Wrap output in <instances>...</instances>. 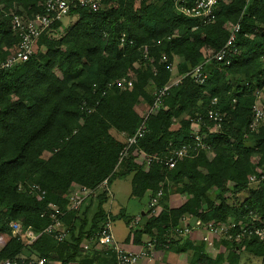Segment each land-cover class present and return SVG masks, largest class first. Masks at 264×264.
<instances>
[{"label":"trees","instance_id":"trees-1","mask_svg":"<svg viewBox=\"0 0 264 264\" xmlns=\"http://www.w3.org/2000/svg\"><path fill=\"white\" fill-rule=\"evenodd\" d=\"M47 1L0 0V63L20 43L10 16L32 21L45 14ZM90 1L71 5L67 17L76 22L55 23L37 39L28 61L0 69V261L116 264L112 252L84 251L82 244L112 222L105 205L111 184L121 177H131L136 199L149 193L152 199L160 191L164 202L170 195L187 197L157 217L147 211L140 231L130 228L133 218H125L134 245L144 238L166 246L184 239L171 235L184 216L220 227L230 221L245 225L256 215L264 224V124L250 130L260 96L264 110V0H220L214 23L207 25L178 12L173 0ZM229 25L239 26L231 46ZM224 48L225 60L213 59ZM199 66L203 84L186 77ZM176 78L180 82L162 98L143 138L116 170L126 144L112 132L134 136L143 121L139 108L153 106L156 93ZM123 79L131 89L116 86ZM197 122L206 149L192 151L173 170L160 161L146 169L142 154L164 160L193 145ZM77 186L96 195L82 213L63 218L67 240L42 234L27 246L12 236L11 223L42 233L52 222L49 205L66 212ZM95 197L97 211L88 220ZM186 242L191 264H264V241L255 238L215 237L214 256L204 242Z\"/></svg>","mask_w":264,"mask_h":264},{"label":"built area","instance_id":"built-area-1","mask_svg":"<svg viewBox=\"0 0 264 264\" xmlns=\"http://www.w3.org/2000/svg\"><path fill=\"white\" fill-rule=\"evenodd\" d=\"M220 0H173L175 9L182 13L184 16L192 19H197L202 25H207L214 23L215 13H217L218 3ZM251 0H247V4ZM79 3L81 6H85L88 3H94L90 0H48L45 6V14L37 16L34 20L30 21L24 17L12 14L11 17V30L20 38V43L16 52L11 55L5 62L0 63V69H8L16 64L26 62L33 55V47L37 39L46 31H48L55 23L63 21L67 18L71 5ZM1 12V8H0ZM232 36L227 44L231 46L235 40V35L239 30V26L231 25ZM227 49L224 48L220 52L213 55V59L225 60L227 55ZM202 66L193 69L190 73L186 75L192 76V78L197 82L203 84L205 82L206 76L203 74ZM185 77V76H184ZM181 79H173L169 85H167L163 90L156 93L154 105L151 106L146 114L143 116V121L136 134L132 137H124V143L126 144L123 151L120 154V159L118 161L116 170L120 167L125 158L128 157L130 149L137 144V141L142 139L146 130V122L149 116L158 110L161 106L162 98L168 93V91L173 86H177ZM113 85H109L112 87ZM115 86V84H114ZM116 86L122 90L131 89L132 83L126 80H120L116 83ZM261 96L258 98V102L254 106V117L253 122L250 126L251 131H255L258 127L264 124V110L260 101ZM217 116V115H216ZM214 116L213 112H209V118L213 119L215 122H220L221 119ZM217 128H220V124H217ZM200 124L193 123V135L192 139L194 141L193 145H184L181 149L174 150L169 158L159 159L155 157H147L142 154L141 161L150 166L151 163L155 161H160L169 169L173 170L177 163L189 157L192 151L206 149L203 138L200 135ZM261 175L264 179V170L261 169ZM257 179L252 177L250 179L251 183H255ZM107 181H105L102 186H106ZM32 189H39L36 186H32ZM96 195L95 191L88 189L83 186H77L73 189L69 204L66 212H60L58 208L52 204L49 205L51 210V224L42 231V233L35 234L32 231H24L22 225L19 223H11L10 229L12 236L19 240L26 242L27 246L32 245L39 236L42 234L51 235L56 241L64 242L68 239L69 233L64 226L63 218L69 212H77L82 209V207ZM163 197V192L160 191L153 197L150 201L148 212L149 216L157 217L161 211L158 210L159 203ZM140 221L135 219L131 224L130 228L133 231H140ZM242 223L236 224L234 221H230L226 226L215 227L213 224L203 225L198 219L191 218L189 216H184L179 225L172 229L171 235L176 238H186L190 236L194 231L202 230L205 232V241L209 247L212 246L209 237H218L221 239H227L229 241L240 242L244 237L255 238L260 242L264 241V224L259 222L256 215L250 216V221L241 225ZM240 226V229L235 235L231 234L232 230H236V227ZM211 235V236H210ZM84 251H104L112 252L116 258V264H139L143 260H148L153 257V255L159 249H166L165 243L158 241L157 238L147 240L143 247L138 252H129L121 247L115 239L111 222L104 225L103 229L97 233L93 238L85 240L82 244ZM0 264H46L43 260L33 259L31 262H26L24 259L22 261L18 259H5L0 261Z\"/></svg>","mask_w":264,"mask_h":264},{"label":"rangeland","instance_id":"rangeland-1","mask_svg":"<svg viewBox=\"0 0 264 264\" xmlns=\"http://www.w3.org/2000/svg\"><path fill=\"white\" fill-rule=\"evenodd\" d=\"M75 22H76L75 18L70 19L69 17H67L63 20V26L69 27V26L73 25ZM228 29L229 30L231 29V25L228 26ZM174 75H176V71H174ZM139 111H140V113L142 112V114L144 116L146 114V112L148 111V109H147V107L142 106L141 108H139ZM112 134L119 141H124L123 136L118 135L115 132H112ZM254 161H255V159H254ZM146 169H148V167H146ZM121 170L122 169H120L119 171H121ZM121 172H123V171H121ZM229 187L232 188L233 185H229ZM100 193H101V190H100L99 194ZM131 194H132V184H131V177L130 176L115 179L109 188V202H108V204L105 205V209L113 217L111 224H112L113 232H114L116 239L129 232V230L127 229V226L125 224V218H129V219L133 218V220H135L134 218H136L137 220H141L142 217L139 216V214H141V211H143L147 205L146 196L143 199H136V198L132 197ZM112 195H113V197H111ZM177 196L178 195H170L169 196L170 202H168L169 200L167 202L166 201L165 202L160 201L158 210L161 211L163 209V207H166V206H168L170 208H173L175 206H179L180 205V201H179L180 197H177ZM241 200H244V197L242 199H240V197H239V201H241ZM150 201H151V199H150ZM149 204H150V202H149ZM149 204H148V207H149ZM86 205H88V203ZM97 206H98V202H97V198L95 197L93 200L92 206L89 207V211L87 212L88 220H90L93 217V215L96 213ZM147 211H148V208H147ZM82 212H83V209L80 213H82ZM135 215L136 216L138 215L139 217L137 218ZM209 238H210V243H212L211 247L213 248L214 247V242H213L214 237L211 236ZM245 264H260V262L257 260L250 262L248 259V260H246Z\"/></svg>","mask_w":264,"mask_h":264},{"label":"crops","instance_id":"crops-1","mask_svg":"<svg viewBox=\"0 0 264 264\" xmlns=\"http://www.w3.org/2000/svg\"><path fill=\"white\" fill-rule=\"evenodd\" d=\"M122 139V138H121ZM113 197V195L111 196ZM180 197L179 201H180V205L181 206L186 200L187 197L186 196H177ZM147 198V205L144 208L143 211H141V214H139V216L143 217L145 216V213L147 211L148 208V204L150 202L151 199V194H147L146 195ZM170 202V200L168 201ZM179 206H175L173 208H178ZM136 216V215H135ZM134 216V217H135ZM138 215L136 216L137 218L139 217ZM136 219V218H134ZM127 229L130 231V229L127 227ZM205 232L202 230H196L194 231L190 236L184 238V239H175V242L173 244H170L167 246L166 249H159L152 258L148 259V260H143L141 261L139 264H191V260H192V253L191 252H187V246H186V241H188V243H195V242H199L202 241L205 244V250L206 253L209 256H214L216 249L215 246L212 248H210L207 245V242L205 241ZM130 237V232H128L127 234H124L123 236L119 237V238H115L116 242L123 247L125 250L129 251V252H138L144 244L142 245H134L133 244V240ZM147 238H144V243L147 242ZM212 254V255H211Z\"/></svg>","mask_w":264,"mask_h":264}]
</instances>
